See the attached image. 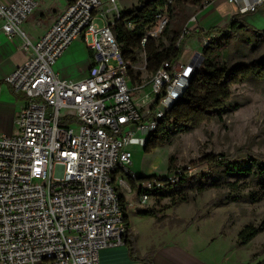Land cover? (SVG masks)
I'll use <instances>...</instances> for the list:
<instances>
[{
  "label": "built area",
  "instance_id": "2783aa9c",
  "mask_svg": "<svg viewBox=\"0 0 264 264\" xmlns=\"http://www.w3.org/2000/svg\"><path fill=\"white\" fill-rule=\"evenodd\" d=\"M227 1L241 13L264 4ZM173 3L167 0L158 10L149 35H162ZM38 5L37 0H0L3 31L12 40L20 38L21 48L31 53L5 78L28 101L17 117L19 133H0V263L100 264L101 250L125 243L126 220L114 182L127 183L120 175L134 174L131 147L147 144L182 97L196 62L179 69L165 62L149 82L130 87V62L113 30L122 15L118 0H73L33 41L23 24ZM195 22L196 14L183 34ZM76 41L90 49L94 63L82 78H63L56 64ZM208 41L204 38V45ZM147 86L144 103L136 102L135 91ZM64 109L73 114L63 117ZM64 119L78 122V131ZM186 173L178 169L143 180L137 207H147L154 192L179 183Z\"/></svg>",
  "mask_w": 264,
  "mask_h": 264
},
{
  "label": "rangeland",
  "instance_id": "374dc122",
  "mask_svg": "<svg viewBox=\"0 0 264 264\" xmlns=\"http://www.w3.org/2000/svg\"><path fill=\"white\" fill-rule=\"evenodd\" d=\"M118 4L132 8L138 0H118ZM218 4L221 9L228 6L234 9L227 0H220ZM196 9L189 2L183 12L175 15L174 21L181 32L198 11ZM235 42L229 44L224 53V58L231 64L246 61L264 51L263 44L258 52L247 49V55L242 56L237 49L242 46L241 40ZM183 45V56L175 66L177 69L191 59L195 60L196 68L205 64L201 35L192 33ZM144 64L145 61H141L136 68L142 72L146 83L151 75ZM57 65L60 63L57 62L56 68ZM85 65L82 50L61 63L63 68L70 66L68 70H74L76 66L83 70ZM129 86H132L131 80ZM149 90L147 86L135 91L136 102L144 103V95ZM231 91L230 102L237 106L224 115L204 121L190 131L165 135L162 143L151 150L140 145L131 147L134 171L148 176H165L182 169L189 174L184 181L159 191L162 194L171 190L165 196L153 194L150 197L147 206H156L158 215L130 213L141 245L157 248L163 241H170L208 264H264V229L248 243L241 244L239 240V231L246 224L264 225V196L259 193L260 185L253 175L227 171L220 161H212V157L225 155L230 161L241 164L246 153L264 160V80L236 83ZM68 113L73 114L65 109L61 112L63 117ZM62 122L78 131L79 123L75 120L64 119ZM121 189L133 193L128 183L123 182ZM131 198L130 204L138 206L134 197Z\"/></svg>",
  "mask_w": 264,
  "mask_h": 264
},
{
  "label": "trees",
  "instance_id": "16d2710c",
  "mask_svg": "<svg viewBox=\"0 0 264 264\" xmlns=\"http://www.w3.org/2000/svg\"><path fill=\"white\" fill-rule=\"evenodd\" d=\"M166 1L138 0L136 6L123 10L121 18L116 19L113 24V30L121 50L126 60L130 62L128 73L132 84H141L144 81L142 72L136 68L141 61L146 62L145 69L151 76L165 62H170L172 69L180 62L183 56L185 38L192 33H196V31L190 30L188 33L183 34L174 21L175 15L177 16L179 12H183L189 2H192V5L197 8L196 10H200L213 0H174L171 6L169 25L162 35L153 37L148 33L155 24L156 13L164 6ZM245 14L238 11L225 25L213 26L208 29L204 38H209V41L203 46L205 64L198 67L191 74L182 97L175 103L174 107L167 110L165 117L159 120L158 127L150 134L148 142L144 146L147 151L161 144L165 135L190 131L202 122L211 120L215 116L220 117L236 107L237 105L230 102L233 84L250 79L264 80V51L246 61L239 60L235 64H231L224 58L225 50L234 41L237 43L241 40L242 46L237 49L242 56L247 55V49L254 53L258 52L264 44V31L250 25L244 19ZM182 34L183 36H181ZM144 37H147V42L142 44ZM158 103V98L151 103L152 111L155 110ZM152 118L153 115L147 116L145 120ZM219 158L212 157V161H220L219 163L226 166L227 171L233 170L243 175H253V178L260 185V195L264 196L263 159L254 158L248 153L244 154L246 159H243L241 164L230 161L225 155H220ZM133 172L134 174L124 172L120 175V178L126 180L131 189L137 191L139 195L142 194L140 183L145 179L157 177V175L148 176L139 174L136 171ZM188 175L186 173L180 182L184 181ZM114 183L126 220L125 242L128 244L132 256L140 258L135 240L130 233L127 209L129 203L123 194L119 181L115 180ZM170 186L172 185H167L163 189ZM168 192H171V190L164 191L162 195L165 196ZM137 210L141 215H158L153 207H138ZM263 229L264 225L246 224L239 231L240 243H248ZM143 260L145 264H152L151 254L145 256Z\"/></svg>",
  "mask_w": 264,
  "mask_h": 264
},
{
  "label": "crops",
  "instance_id": "0c3cea01",
  "mask_svg": "<svg viewBox=\"0 0 264 264\" xmlns=\"http://www.w3.org/2000/svg\"><path fill=\"white\" fill-rule=\"evenodd\" d=\"M9 2L11 0H2ZM39 5L37 9L29 15L23 24V28L28 36L33 41H38L55 23L58 16L67 8L73 0H37ZM220 0H213L211 3L206 4L202 9L198 10L197 22L191 24V31H196L197 35L202 36V42L206 32L213 26H223L228 23L231 17L238 12L234 4L228 2L229 5L234 6L232 10L230 6L227 9H221L218 4ZM209 5V6H208ZM120 6V5H119ZM120 9L126 10L128 8L120 6ZM244 19L258 30L264 31V4L261 5L256 11L246 13ZM22 40L20 38L10 39L3 31L0 23V133L16 134L19 131L17 124V117L20 111L25 107L28 98L23 92L16 91L11 84L6 82L5 78L12 73L17 67L24 64L31 53L21 48ZM83 51L86 57V67L82 70L81 66H76L75 69L68 67H61V63L69 58L72 54ZM56 71L63 78L79 79L84 77L92 63H94V55L90 49L82 42L76 41L69 49L62 55L61 60L58 61ZM187 62H183L186 64ZM139 174L146 175L144 172L136 171ZM129 194L125 190L123 194L127 199L129 205L128 217L130 223V233L135 240L137 250L140 258L132 256L128 244L126 242L122 245L109 247L101 250L100 264H145L143 258L151 254L152 264H208L199 257L190 254L182 247L176 246L170 241H163L162 246L153 248L148 245L140 244L139 233L135 229L132 221L130 220V213L141 215L137 206L131 205L134 201L137 203L139 194L135 190ZM160 191V190H159ZM159 191L154 193V196H160ZM153 197V195H152ZM156 207V206H147ZM153 244V243H152Z\"/></svg>",
  "mask_w": 264,
  "mask_h": 264
}]
</instances>
